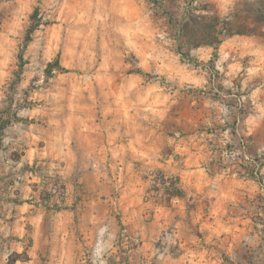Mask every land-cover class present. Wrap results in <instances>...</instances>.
<instances>
[{"label":"rangeland","instance_id":"rangeland-1","mask_svg":"<svg viewBox=\"0 0 264 264\" xmlns=\"http://www.w3.org/2000/svg\"><path fill=\"white\" fill-rule=\"evenodd\" d=\"M35 11L41 24L26 44ZM56 58L67 72L47 73ZM1 122L0 153L18 162L30 150L34 159L13 173L0 166V221L75 222L79 241L68 246H80L82 264H138L132 251L143 242L122 222H167L146 249L156 262L176 233L170 222H227L229 242L211 243L226 263L237 253L264 264V0H0ZM95 153L96 175L79 183L77 159ZM112 153L117 163L179 167L191 157L201 190L174 202L156 183L164 171L145 163L124 179L104 160ZM105 173L112 182H101ZM10 203L27 206L10 212ZM78 222L114 224L91 244ZM10 248H0V264L28 261L25 252L4 259Z\"/></svg>","mask_w":264,"mask_h":264},{"label":"crops","instance_id":"crops-1","mask_svg":"<svg viewBox=\"0 0 264 264\" xmlns=\"http://www.w3.org/2000/svg\"><path fill=\"white\" fill-rule=\"evenodd\" d=\"M95 131L99 132L98 129L99 125H94ZM109 132V131H107ZM112 135V134H111ZM92 137L91 134H88V138ZM111 137V136H110ZM78 139V141H82L85 138H82V134L79 133L75 139ZM117 144V143H116ZM117 146V145H116ZM127 148V146L123 144L118 145V147L112 148L111 150H117V148ZM96 151V150H95ZM76 152V151H75ZM24 155L21 156L20 161L13 162L12 160L6 158L5 156L0 153L2 158L0 159V166H5V172L6 174L13 173L16 170H20L24 168L25 166L32 165L34 157L31 155L30 150L24 151ZM72 151L67 152L68 155H70ZM74 153V149H73ZM79 153L78 151L76 152ZM40 157V156H37ZM87 158V156L80 157L77 159L78 164L75 165V170L78 171L77 175H79V183H84L87 186H90L91 178H94V175H96V171L92 169V163H96L99 161L100 157L95 153L93 158L90 159ZM115 154H111L110 157H106L104 160L108 161V166L113 169V167L116 166V164L121 165L119 169L121 170L122 174L121 176H124V179L126 176H129L130 171H134L133 175H138V172L143 173L140 171L145 163H151L150 169H161L164 171V175L167 177H174L179 178L180 186L182 189L189 195L194 194V189H198V191L201 190V186H198V175H199V167H193L194 160L191 157L184 158V166L179 167L169 164H163V163H157L153 158L151 159V162L145 161L142 165L136 164L133 161L126 162L120 159V163L116 159ZM138 161H140L141 157H136ZM87 163H89L88 167ZM135 163V164H134ZM37 165L40 164V162H36ZM132 165H134L136 168H134ZM133 167V168H132ZM132 168V169H130ZM147 168V167H146ZM202 168V167H201ZM111 169H107L105 167V171L111 173ZM97 171L99 169L97 168ZM27 173V172H26ZM108 174H103V181H101L100 178H98L103 184L110 181L112 182V178ZM125 174V175H124ZM25 177V176H24ZM152 178V177H149ZM122 179V178H121ZM1 180H7V178L1 176ZM98 180V181H99ZM151 180V179H150ZM40 181V180H38ZM152 183L151 181H149ZM113 186L114 183L112 184ZM103 186V185H102ZM105 190H107V186L105 185ZM111 187V186H110ZM108 187V188H110ZM129 187V186H128ZM128 187L123 190L124 194H129ZM138 188V187H137ZM95 189L91 190L89 189V192L94 191ZM98 192V190H96ZM96 192V193H97ZM141 192V189L138 188L136 190V196H135V208L133 211L140 212V206H139V193ZM112 190L105 193L109 198L105 200L106 205H108V209L112 207V204L114 203L112 197ZM21 196V193L20 195ZM183 199L181 198H174L172 201L179 202V204L182 202ZM110 203V204H108ZM121 205L123 204V200L121 202ZM10 207V212H14L18 209H22L24 211L25 206L27 204H17V203H10L7 205ZM35 207V206H30ZM125 209H130V206L124 205ZM7 208V207H6ZM43 208V209H42ZM35 209L38 212H46V208L42 207L40 204L36 205ZM65 212V211H63ZM16 216H20L17 214ZM21 220H27L30 222H21ZM131 219H128L130 221ZM37 222H32V217L27 216H21L20 219L15 220L14 222H3L0 221V243L5 242L3 245H10V250L6 251V254L4 255L5 258H9L12 255H20L24 252L26 253L28 257V261H26L24 264H38V260H44L45 264H82L80 255L78 252L75 253V249H77L80 246H77L76 248H70L68 246L69 242H73L75 244L76 236H75V222H41L42 219L36 220ZM79 223V229L83 230V233H85L86 238L88 239L87 243L95 244L97 239H101L100 237L104 236V233L106 235L103 237V241L106 240L107 234H112V231H109V228L114 224V222H78ZM175 223V227H177L176 233L174 236L170 239V245L168 246L167 250L165 251L163 255L160 257L161 260H158L157 262L154 260L153 256V250L152 252H148L146 249H148L151 246L152 241L156 237V233L159 229H162V227L166 226L167 222H122V224L127 225L128 228L126 231H130L131 235L135 237L136 240H140L143 242L142 245L138 246L135 250L132 251L133 256L136 257V262L140 264V261L146 262V264H151L152 262L155 264H227L225 261V258L221 257L220 253L218 252L219 247L213 246L218 245L220 241L223 239V241L229 242L230 237H223L224 231L228 228L227 222H170ZM197 226L200 227V229L205 230L209 229L211 233L204 234L203 236H199L195 233V230L197 229ZM207 227V228H206ZM231 227V226H230ZM185 229L188 230V233L185 232ZM239 229L238 226H232V245H234L236 238L239 237L236 230ZM108 232V233H107ZM223 237V238H222ZM227 238V240H226ZM79 241V239L77 240ZM171 243L175 245H179L178 247L171 245ZM211 243L213 245H211ZM2 245V246H3ZM0 246V248L2 247ZM179 247L181 249H179ZM238 249V247H236ZM1 249H0V257H1ZM224 253V252H222ZM235 253V250H234ZM24 255V254H23ZM237 255V253H236ZM235 254L231 253L228 255L227 260L233 262L234 264H250L245 262H240L239 257H237ZM143 259H148L143 260ZM151 259V260H150ZM20 263V261H17ZM17 263V264H18ZM143 264V263H142Z\"/></svg>","mask_w":264,"mask_h":264},{"label":"trees","instance_id":"trees-1","mask_svg":"<svg viewBox=\"0 0 264 264\" xmlns=\"http://www.w3.org/2000/svg\"><path fill=\"white\" fill-rule=\"evenodd\" d=\"M149 1H157V0H149ZM32 24L30 28L27 31V35L25 38L26 44H28L31 41V35L32 33L40 26L41 20L38 18V13L35 11L32 16ZM217 48H215V55H217ZM23 52V51H22ZM21 61H23V54L20 56ZM54 69H57L60 72H67L65 68H63L60 64V59L56 58L53 62H51L48 65L47 73L51 74ZM6 123L1 122L0 123V132L3 131ZM159 180L156 181V183H159L163 186L164 193L169 198H183L185 197V191L180 186L179 178L174 177H166L163 173H159Z\"/></svg>","mask_w":264,"mask_h":264},{"label":"built area","instance_id":"built-area-1","mask_svg":"<svg viewBox=\"0 0 264 264\" xmlns=\"http://www.w3.org/2000/svg\"><path fill=\"white\" fill-rule=\"evenodd\" d=\"M50 187H51V189L53 190V192H56V189H57V187H58V185L57 184H55V182L53 181V182H50ZM50 189V190H51Z\"/></svg>","mask_w":264,"mask_h":264}]
</instances>
